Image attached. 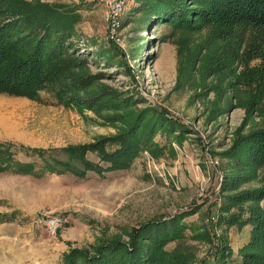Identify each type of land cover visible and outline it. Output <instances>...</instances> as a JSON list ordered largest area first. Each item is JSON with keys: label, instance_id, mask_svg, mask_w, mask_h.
Returning <instances> with one entry per match:
<instances>
[{"label": "rangeland", "instance_id": "rangeland-1", "mask_svg": "<svg viewBox=\"0 0 264 264\" xmlns=\"http://www.w3.org/2000/svg\"><path fill=\"white\" fill-rule=\"evenodd\" d=\"M25 1L68 14L70 46L34 98L0 94V264H62L169 220L155 264H264L263 144H247L264 132L262 61L241 27H176L125 0L117 44L100 0ZM125 141L137 151L109 169L99 156ZM47 215L69 220L50 234Z\"/></svg>", "mask_w": 264, "mask_h": 264}, {"label": "trees", "instance_id": "trees-1", "mask_svg": "<svg viewBox=\"0 0 264 264\" xmlns=\"http://www.w3.org/2000/svg\"><path fill=\"white\" fill-rule=\"evenodd\" d=\"M148 1L153 16L176 27L187 28L192 19L201 21L208 19L210 20L208 22L224 27L240 26L243 33L242 45L262 61V66L252 72L264 83V0ZM57 10L59 9L40 2L0 0V94L34 98L33 90L38 85L50 82L60 75L59 70H54L53 66L66 53V48L69 49L71 25L67 22L70 18L68 14H58ZM228 31L230 30L223 33ZM236 41L237 39L232 36V42ZM163 120L167 124L170 122ZM247 144L255 146L263 144L260 145L262 150L258 155H263L259 156V162L264 164V132L247 140ZM136 151L137 148L132 141H125L112 154L99 156V160L110 164L109 169L122 168L127 165L123 164V158L131 156ZM33 152L35 154L33 156L39 159L48 153L43 150ZM87 152L88 150H85L84 154ZM7 153L14 155L10 149ZM58 164L65 165L66 169L68 167L67 163ZM100 168L90 163L85 167L86 170L98 172ZM259 197L264 198V191ZM172 224L173 221L169 220L168 223L145 225L142 227L143 233L139 236H142V240L132 238L127 245L103 246L97 248L93 254L72 251L66 255L62 264H155L153 249L168 237L169 230L166 228L168 225L169 229H172ZM261 225H264V213ZM163 230L166 232H162ZM151 235H154V238ZM144 240L151 241L152 245H149V248L144 247L142 245Z\"/></svg>", "mask_w": 264, "mask_h": 264}, {"label": "built area", "instance_id": "built-area-1", "mask_svg": "<svg viewBox=\"0 0 264 264\" xmlns=\"http://www.w3.org/2000/svg\"><path fill=\"white\" fill-rule=\"evenodd\" d=\"M104 8V17L107 27L108 39L119 44L121 42L119 32L120 18L125 8V0H100ZM69 219L60 215H47L34 219V225L41 226L53 234L64 226Z\"/></svg>", "mask_w": 264, "mask_h": 264}, {"label": "crops", "instance_id": "crops-1", "mask_svg": "<svg viewBox=\"0 0 264 264\" xmlns=\"http://www.w3.org/2000/svg\"><path fill=\"white\" fill-rule=\"evenodd\" d=\"M12 98H13V97H12ZM13 100H14V99H13ZM23 104H30V103H29L28 101H24ZM10 123H11V122H10ZM14 126H15V125H11V124H10V125H8L6 128L9 130L10 127H14ZM8 130H7V131H8ZM7 133H9L8 135H11V134H12L11 132H7ZM4 135H7V134L4 133Z\"/></svg>", "mask_w": 264, "mask_h": 264}]
</instances>
